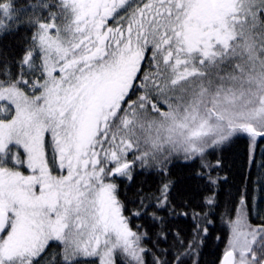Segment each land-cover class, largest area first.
Returning a JSON list of instances; mask_svg holds the SVG:
<instances>
[{"label":"snow or ice","instance_id":"snow-or-ice-1","mask_svg":"<svg viewBox=\"0 0 264 264\" xmlns=\"http://www.w3.org/2000/svg\"><path fill=\"white\" fill-rule=\"evenodd\" d=\"M0 264H264V0H0Z\"/></svg>","mask_w":264,"mask_h":264}]
</instances>
